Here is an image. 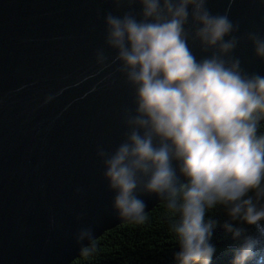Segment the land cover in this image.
<instances>
[{"label":"clouds","instance_id":"1","mask_svg":"<svg viewBox=\"0 0 264 264\" xmlns=\"http://www.w3.org/2000/svg\"><path fill=\"white\" fill-rule=\"evenodd\" d=\"M113 2L129 6L105 14L104 43L134 105L123 113V140L96 151L113 208L138 225L148 207L140 193L163 201L175 264H211L216 221L206 213L220 210L238 244L232 264H264V75L249 74L232 55L239 26L210 11L208 0ZM247 39L264 59V36ZM96 58L108 59L103 49ZM91 236L83 229L78 240Z\"/></svg>","mask_w":264,"mask_h":264},{"label":"water","instance_id":"2","mask_svg":"<svg viewBox=\"0 0 264 264\" xmlns=\"http://www.w3.org/2000/svg\"><path fill=\"white\" fill-rule=\"evenodd\" d=\"M113 0H0V264H71L125 223L97 147L124 138L133 90L104 43ZM239 30L232 54L264 75L249 32L264 36V0H208ZM139 12V6H133ZM200 58L204 53L193 44ZM108 59L99 63L96 51ZM181 183L183 178L181 177ZM146 214L163 201L140 193ZM83 229L92 236L78 240Z\"/></svg>","mask_w":264,"mask_h":264},{"label":"trees","instance_id":"3","mask_svg":"<svg viewBox=\"0 0 264 264\" xmlns=\"http://www.w3.org/2000/svg\"><path fill=\"white\" fill-rule=\"evenodd\" d=\"M261 131H264V122ZM206 217L216 221L210 241L216 247L211 264H232L233 251L238 244L223 227L227 217L220 210L206 213ZM176 251L178 243L168 230L161 203L146 214L143 224L125 223L115 227L94 241L71 264H175Z\"/></svg>","mask_w":264,"mask_h":264}]
</instances>
